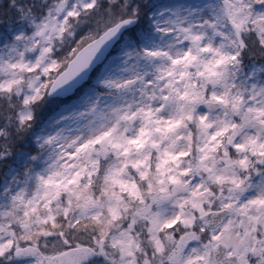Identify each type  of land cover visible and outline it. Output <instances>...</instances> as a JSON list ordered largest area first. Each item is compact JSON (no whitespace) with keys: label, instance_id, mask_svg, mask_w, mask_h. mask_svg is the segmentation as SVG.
Listing matches in <instances>:
<instances>
[{"label":"snow or ice","instance_id":"1","mask_svg":"<svg viewBox=\"0 0 264 264\" xmlns=\"http://www.w3.org/2000/svg\"><path fill=\"white\" fill-rule=\"evenodd\" d=\"M0 264H264V0H0Z\"/></svg>","mask_w":264,"mask_h":264},{"label":"trees","instance_id":"2","mask_svg":"<svg viewBox=\"0 0 264 264\" xmlns=\"http://www.w3.org/2000/svg\"><path fill=\"white\" fill-rule=\"evenodd\" d=\"M0 177L3 179V170L0 171Z\"/></svg>","mask_w":264,"mask_h":264},{"label":"rangeland","instance_id":"3","mask_svg":"<svg viewBox=\"0 0 264 264\" xmlns=\"http://www.w3.org/2000/svg\"><path fill=\"white\" fill-rule=\"evenodd\" d=\"M3 170V169H0V171ZM1 178V177H0ZM2 179V178H1Z\"/></svg>","mask_w":264,"mask_h":264},{"label":"water","instance_id":"4","mask_svg":"<svg viewBox=\"0 0 264 264\" xmlns=\"http://www.w3.org/2000/svg\"><path fill=\"white\" fill-rule=\"evenodd\" d=\"M1 180V179H0Z\"/></svg>","mask_w":264,"mask_h":264}]
</instances>
